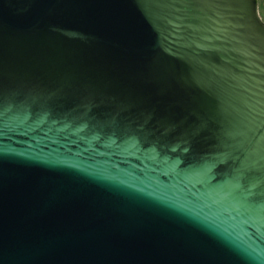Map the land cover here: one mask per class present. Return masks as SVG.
<instances>
[{
    "label": "water",
    "instance_id": "1",
    "mask_svg": "<svg viewBox=\"0 0 264 264\" xmlns=\"http://www.w3.org/2000/svg\"><path fill=\"white\" fill-rule=\"evenodd\" d=\"M0 264H264L257 0H0Z\"/></svg>",
    "mask_w": 264,
    "mask_h": 264
},
{
    "label": "rangeland",
    "instance_id": "2",
    "mask_svg": "<svg viewBox=\"0 0 264 264\" xmlns=\"http://www.w3.org/2000/svg\"><path fill=\"white\" fill-rule=\"evenodd\" d=\"M257 8L259 15L264 20V0H257Z\"/></svg>",
    "mask_w": 264,
    "mask_h": 264
}]
</instances>
